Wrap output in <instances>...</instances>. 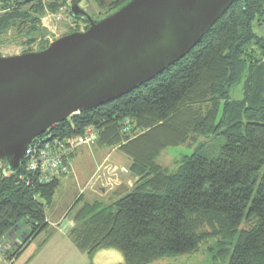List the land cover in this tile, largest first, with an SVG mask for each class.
<instances>
[{
    "label": "trees",
    "instance_id": "16d2710c",
    "mask_svg": "<svg viewBox=\"0 0 264 264\" xmlns=\"http://www.w3.org/2000/svg\"><path fill=\"white\" fill-rule=\"evenodd\" d=\"M127 1L112 0L104 15ZM65 3L0 0V43L14 29L31 45L43 35L45 10ZM263 23L264 0L233 2L161 74L42 134L73 136L91 127L95 146L126 158L134 180L121 195L112 190L107 201L76 198L66 215L72 216L68 235L77 250L90 259L101 249H116L124 264H150L206 245L214 262L264 264ZM232 87L240 88L239 100L232 99ZM209 135L224 139L217 156L193 152L171 172L157 163L164 149ZM22 173V165L14 175L0 173V242L9 263L46 229L45 208L59 184H27ZM22 225L31 232H22L24 242L9 252L8 240Z\"/></svg>",
    "mask_w": 264,
    "mask_h": 264
},
{
    "label": "water",
    "instance_id": "95a60500",
    "mask_svg": "<svg viewBox=\"0 0 264 264\" xmlns=\"http://www.w3.org/2000/svg\"><path fill=\"white\" fill-rule=\"evenodd\" d=\"M235 1L128 0L98 19L71 6L87 28L42 50L1 55L4 175L18 172L25 149L53 125L127 94L182 59Z\"/></svg>",
    "mask_w": 264,
    "mask_h": 264
},
{
    "label": "rangeland",
    "instance_id": "374dc122",
    "mask_svg": "<svg viewBox=\"0 0 264 264\" xmlns=\"http://www.w3.org/2000/svg\"><path fill=\"white\" fill-rule=\"evenodd\" d=\"M112 2V0H103V5L98 4L97 0H88L87 11L88 13L94 16L95 19L102 17L105 12L107 6ZM102 4V3H101ZM90 14V13H89ZM56 16L60 17L59 21H56ZM98 17V18H97ZM48 18V20H45ZM44 22L45 26L41 24ZM44 20V21H43ZM40 28L43 30V35L37 37L35 43L28 45L25 44L24 37H18L15 34V30H9L6 34L2 35V40L0 43V56L1 55H13L20 54L24 52V50L29 49L30 51H35L38 49L36 42H42L41 45L46 47V45L50 42V40H56L58 37L68 34V32L74 31V29L82 30L83 24L81 22L77 23L72 16V12H70L69 5L67 3L60 5L59 8L55 12H51L49 10H45L44 14L39 19ZM264 28V23L261 24ZM230 95L232 99L239 100L241 98V90L238 87H232L230 89ZM222 135L213 137L209 136H198V138L194 139L191 142H187L181 145H175L174 147H168L164 149L160 153V156L157 158V163L168 171H174L176 169V163L181 160L183 157L187 155H191L193 152H201L206 156L215 157L219 153V149L221 145L224 143ZM78 155L75 158L74 168L77 170L79 174V179L64 178L59 177V184L57 186V190L55 192V196L50 204L45 208V215L49 218L50 222L56 221L60 215H63V218L59 220V223L55 225V232L58 234H65L67 228L69 226L70 220L72 221V216L67 213L68 209L75 202L74 197L76 194L78 195L82 189H79L78 186H82L83 190L79 195H84L85 197H95L96 199H101L107 201V198L113 197V191L116 189L120 182H122L121 178L119 179L117 175L114 176L116 180H112L108 182L102 179H99V176H93L89 180L90 182L85 184L84 178L86 176H90L97 169V165L103 160L104 155H108L109 159L122 157L120 154L116 152V150H104L99 147H96L95 144L90 146H81L78 149ZM116 152V153H115ZM107 161V160H106ZM103 162L100 164L101 166H108L109 161ZM73 161L71 162V168ZM112 165V164H111ZM5 167V166H4ZM70 168V169H71ZM117 173L120 172L124 174H129V170L126 166H117ZM122 168H126L128 173L122 171ZM103 171L101 169L102 174ZM131 178V177H130ZM80 181L82 184H80ZM79 189V190H78ZM78 195V196H79ZM110 200V199H109ZM73 222V221H72ZM49 226L52 227L50 223ZM53 228V227H52ZM52 228L48 227L43 232L32 239V241L27 245L24 249L22 248L20 253L12 259L15 261L14 264H42L43 259V250L40 248L39 244L41 243L43 237L45 235L53 233ZM22 232H31L28 226L22 225L21 229L17 232L12 233L9 238V252H14L17 250L19 246L24 242ZM57 236V235H55ZM65 238V236H64ZM7 257V256H6ZM9 261V260H8ZM68 264H124L125 259H123L122 254L116 249H101L97 251L93 257L90 259L84 252L83 257H77L76 260H68ZM9 264H12L10 262ZM150 264H223L221 261H213L209 252L207 250V246L204 245L199 249L198 252L193 253L192 255H180V256H169L166 258H162L158 261H155Z\"/></svg>",
    "mask_w": 264,
    "mask_h": 264
},
{
    "label": "built area",
    "instance_id": "2783aa9c",
    "mask_svg": "<svg viewBox=\"0 0 264 264\" xmlns=\"http://www.w3.org/2000/svg\"><path fill=\"white\" fill-rule=\"evenodd\" d=\"M45 20H48V18ZM55 20L59 21L60 17L56 16ZM41 24L45 26L42 20ZM124 129H127V126ZM97 137L98 135L91 127L86 128L83 133L73 136L61 137L52 132H48L45 136L39 135L25 149L21 164L23 173L20 178L25 179L27 184L32 182L45 184L51 183L56 178L68 175L71 172L70 164L74 152L81 146L93 145ZM101 169L103 171L102 174H100ZM2 170L3 168L0 165V173H3ZM117 170L116 167L109 164L106 167L100 165L97 167L96 175L98 174L99 179L106 180L108 183L116 180L117 176L116 178L114 176ZM122 171L128 173L126 168H122ZM111 178L112 180H110ZM6 249L7 246L0 242V264H9L5 253Z\"/></svg>",
    "mask_w": 264,
    "mask_h": 264
},
{
    "label": "crops",
    "instance_id": "0c3cea01",
    "mask_svg": "<svg viewBox=\"0 0 264 264\" xmlns=\"http://www.w3.org/2000/svg\"><path fill=\"white\" fill-rule=\"evenodd\" d=\"M77 151L74 154V157L72 158V161H73L72 166L73 167L71 168V172L68 175L64 176V178L72 177L74 179H79V174H78L77 170H75V168H74V163L76 160L75 158L78 155ZM108 155H104L102 157L103 160L97 165V167L100 166V164H103V162H105L106 160L109 161V165L112 164L111 166H114V167L126 166L127 167L128 161L126 160V158L119 156L117 158H113L112 160H108L109 159ZM96 171H97V169L95 170V172H93V174H91L90 176H86V178H84L83 181H85V184L90 182L89 180L91 179L92 176H93V178H94V176H96ZM116 175L118 176L119 179L121 178V180H122V182H120V184L126 185L127 189L132 185V182L134 181L133 179L130 178L129 174L127 175V174L120 172ZM80 184H82L81 181H80ZM120 184H119V186H120ZM78 188L83 190V187L80 185L78 186ZM80 192H78V193L80 194ZM78 195L76 194V196L74 197V200L78 197ZM65 216H66V214H65ZM62 218H63V215H60V217L56 221L50 222L49 218L46 217V221L48 223L46 228H48V227L52 228L53 227L52 228L53 233L45 235L43 237L41 243L39 244L40 248L44 249L43 255H42L43 256L42 264H68L69 263L68 260H76L77 257H80V258L83 257L84 252L79 250V249L77 250L75 248V246L72 242V239L68 235L69 230L73 226V222L71 220L69 222V226L67 228V231L64 235L58 234L55 232V225H57V223H59V220H61ZM50 223L52 224V227L49 226ZM55 235H57V236H55ZM64 236H65V238H64ZM27 245H29V244H27ZM15 261H16V259H15ZM15 261H12V264H14ZM124 263H125V261H124Z\"/></svg>",
    "mask_w": 264,
    "mask_h": 264
},
{
    "label": "flooded vegetation",
    "instance_id": "af4514ba",
    "mask_svg": "<svg viewBox=\"0 0 264 264\" xmlns=\"http://www.w3.org/2000/svg\"><path fill=\"white\" fill-rule=\"evenodd\" d=\"M67 0V4L69 5V8L71 9V6H75V7H78L77 11H79V9H84L85 11H87V6H88V0ZM98 4L100 5H103V0H97ZM102 3V4H101ZM71 11V10H70ZM88 12V11H87ZM90 13V14H89ZM88 14L91 15L93 18L94 16L91 14V12H89ZM73 16V15H72ZM98 18V17H97ZM74 20L79 23L81 22L83 24V28L82 29H85L88 27L89 25V22H87V20L85 18H74ZM80 29V28H79ZM79 29H74V31H80ZM35 43V42H34ZM33 43V44H34ZM42 42H36V45L38 47V49L43 46L41 45ZM44 47V46H43ZM0 165L2 168H4V166L6 165L5 162H3L2 160L0 161Z\"/></svg>",
    "mask_w": 264,
    "mask_h": 264
},
{
    "label": "bare ground",
    "instance_id": "6f19581e",
    "mask_svg": "<svg viewBox=\"0 0 264 264\" xmlns=\"http://www.w3.org/2000/svg\"><path fill=\"white\" fill-rule=\"evenodd\" d=\"M50 42H52V41H50Z\"/></svg>",
    "mask_w": 264,
    "mask_h": 264
}]
</instances>
